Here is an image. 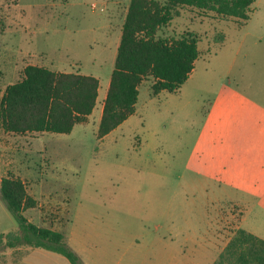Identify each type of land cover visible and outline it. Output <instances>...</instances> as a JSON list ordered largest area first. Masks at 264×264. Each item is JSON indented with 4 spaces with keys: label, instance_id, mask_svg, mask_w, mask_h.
<instances>
[{
    "label": "rangeland",
    "instance_id": "rangeland-1",
    "mask_svg": "<svg viewBox=\"0 0 264 264\" xmlns=\"http://www.w3.org/2000/svg\"><path fill=\"white\" fill-rule=\"evenodd\" d=\"M129 4L0 0V98L26 62L100 80L93 113L71 133L0 130V185L21 178L37 200L24 215L62 232L80 264H173V245L188 251L219 224L223 242L239 222L264 237V0L248 20L177 7L158 36H197L193 72L158 94L148 77L135 113L99 138ZM19 230L0 190V234ZM13 248L0 264H72L57 252Z\"/></svg>",
    "mask_w": 264,
    "mask_h": 264
},
{
    "label": "trees",
    "instance_id": "trees-1",
    "mask_svg": "<svg viewBox=\"0 0 264 264\" xmlns=\"http://www.w3.org/2000/svg\"><path fill=\"white\" fill-rule=\"evenodd\" d=\"M255 0H130L124 20L114 69L98 127L103 138L136 111L139 86L154 78L153 93L174 92L189 78L200 55L197 36L164 38L159 30L169 24L179 6L209 10L224 17L250 18ZM100 80L91 74L55 71L28 64L21 79L9 84L0 98V130L13 133H71L75 125L88 121L97 104ZM1 195L17 217V233L0 234V252L19 244L40 247L80 264L78 255L66 243L65 235L38 226L24 211L35 207L19 177L1 180ZM4 251V250H3ZM213 264H264V239L238 228Z\"/></svg>",
    "mask_w": 264,
    "mask_h": 264
},
{
    "label": "crops",
    "instance_id": "crops-1",
    "mask_svg": "<svg viewBox=\"0 0 264 264\" xmlns=\"http://www.w3.org/2000/svg\"><path fill=\"white\" fill-rule=\"evenodd\" d=\"M119 43H118V46H119ZM28 64H30V63L26 62L25 63V67ZM24 68H23V70H24ZM22 75H23V72L21 73V76H20L19 79H21ZM8 85L9 84H7L5 86V89H6V87ZM5 89H3L1 96L3 95ZM97 102H98V100H97ZM103 105H104V103H103ZM102 111H103V108H102L101 112ZM217 227H218L217 230L214 231V235L212 233V235H213V239L212 240H207V241H202V242L193 241V242L189 243V245H188L189 250L188 251H185V250L182 251L180 249L179 245H173L174 246L173 249L175 248V250H173L172 253H173V255L176 258V259H173L174 257H172V261L173 262H174V260H176V262L173 263V264H181V263H183V264H213L217 260V258L221 254V252L225 249V247L227 246V244L230 241V240L226 241V242L222 241V238L220 237L221 234H219L220 233L219 232V228H221V224H219ZM237 228H242L240 222L237 225ZM247 231H249V230H247ZM255 235L260 237V238H262V239H264V237H262V236H259L257 234H255ZM15 248H13V249H15ZM32 248L34 250H42L43 249V250H46V252H47V249H44V248H40V247H32ZM4 254L9 256L10 253L9 252H5ZM155 254H158V253H155ZM10 255L13 257L14 262H17V254L15 253V251H12ZM149 255L150 254L145 252L144 258H148Z\"/></svg>",
    "mask_w": 264,
    "mask_h": 264
}]
</instances>
